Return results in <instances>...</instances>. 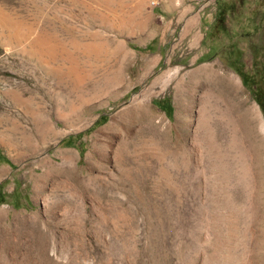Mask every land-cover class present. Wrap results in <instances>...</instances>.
<instances>
[{
    "label": "rangeland",
    "instance_id": "1",
    "mask_svg": "<svg viewBox=\"0 0 264 264\" xmlns=\"http://www.w3.org/2000/svg\"><path fill=\"white\" fill-rule=\"evenodd\" d=\"M260 93L264 0H0V264H264Z\"/></svg>",
    "mask_w": 264,
    "mask_h": 264
},
{
    "label": "bare ground",
    "instance_id": "2",
    "mask_svg": "<svg viewBox=\"0 0 264 264\" xmlns=\"http://www.w3.org/2000/svg\"><path fill=\"white\" fill-rule=\"evenodd\" d=\"M207 71V70H206ZM215 71H208V76L212 75L214 77V85L225 95L229 94V81L228 79L220 74L213 73ZM196 74V73H195ZM227 75V74H226ZM207 76V77H208ZM231 84V83H230ZM214 87V86H213ZM215 88V87H214ZM216 89V88H215ZM217 90V89H216ZM214 92V91H213ZM218 92V91H217ZM216 93V92H215ZM217 95V94H216ZM224 95V96H225ZM179 101V100H178ZM180 102V101H179ZM219 102V101H218ZM179 106L181 107V103H179ZM229 106V105H228ZM180 109V108H179ZM229 109V108H228ZM227 110V109H226ZM233 110V109H232ZM228 111V110H227ZM179 118V117H178ZM237 121V120H236ZM224 122V121H223ZM220 123V122H219ZM229 123V122H228ZM221 125V124H220ZM231 125V124H230ZM114 126V125H113ZM223 127V126H222ZM221 127V128H222ZM219 129V128H217ZM239 133V139L242 142V150L241 155L246 158V164L248 173L251 174V178L254 179L256 183L264 184V143L261 142L260 136L258 135L257 129H255L252 119H250L246 113H242L241 117L239 118L237 125L235 124V127L233 128V131ZM226 131V130H225ZM226 134V133H225ZM227 137V136H226ZM220 138V137H219ZM218 139V137H217ZM221 139V138H220ZM262 139V138H261ZM226 140V139H225ZM229 140V139H227ZM225 143V142H224ZM221 144V143H220ZM224 148V147H223ZM236 149V148H235ZM228 151V149H226ZM229 153V152H228ZM212 154V153H211ZM225 154V153H224ZM229 155V154H228ZM88 158H90V154L88 155ZM226 158V157H225ZM190 159V158H189ZM231 160V159H229ZM235 160V158L233 159ZM232 160V161H233ZM76 158L74 153L68 150H61L60 151V162H55L52 159H48L45 157V159H41L38 168L41 169V171L36 172L38 169H33L32 173V179L34 181V186L38 190V186L41 185L40 182H45V180L52 177V174L59 173L61 171H64L63 173L65 175H69L70 178L75 177L74 173L76 168L78 167L76 164ZM225 161V160H224ZM209 163V161H207ZM207 163V165H208ZM232 163V162H231ZM187 160L185 161V165H187ZM226 164V163H225ZM211 165V164H209ZM188 166V165H187ZM239 166V165H238ZM214 167V166H213ZM226 167V165H225ZM229 167V166H228ZM235 167V166H234ZM233 167V168H234ZM230 168V167H229ZM228 168V169H229ZM237 173V172H236ZM73 175V176H72ZM234 177V176H233ZM246 177V176H245ZM236 178V177H235ZM238 178V177H237ZM241 178V177H240ZM243 179V178H242ZM251 179V181H252ZM235 180V179H234ZM241 181V180H240ZM250 181V179H249ZM250 181V182H251ZM242 183V182H241ZM235 184V183H234ZM243 184V183H242ZM249 184V182H248ZM247 184V185H248ZM252 184V183H251ZM250 184V185H251ZM258 184V185H259ZM38 185V186H37ZM239 185V184H238ZM248 186L249 189L251 186ZM237 186V185H236ZM245 186V185H244ZM253 186V185H252ZM236 188V187H234ZM240 188V185H239ZM247 189V188H246ZM235 190V189H234ZM233 190V191H234ZM240 190V189H239ZM242 190V189H241ZM244 190V189H243ZM242 190V191H243ZM248 190V189H247ZM252 190V188H251ZM237 191V189H236ZM258 191V189H257ZM256 191V193H257ZM262 191V190H261ZM239 192V191H238ZM252 191H248V194H250ZM255 192V190H254ZM259 192V191H258ZM235 193V192H234ZM236 194V193H235ZM240 194V193H239ZM244 195V194H242ZM264 195V193H263ZM239 196V195H238ZM237 196V197H238ZM246 196V195H244ZM250 196V195H249ZM248 196V197H249ZM243 197V196H241ZM247 197V196H246ZM254 197V196H253ZM258 197V196H257ZM240 198V197H239ZM263 198V197H262ZM261 198V199H262ZM255 201V197L253 199ZM259 201V200H258ZM263 202V201H262ZM264 204V203H263ZM257 205V204H256ZM259 205V202H258ZM259 213V212H258ZM262 217V215L260 216ZM3 227L0 228V238L2 235Z\"/></svg>",
    "mask_w": 264,
    "mask_h": 264
},
{
    "label": "flooded vegetation",
    "instance_id": "3",
    "mask_svg": "<svg viewBox=\"0 0 264 264\" xmlns=\"http://www.w3.org/2000/svg\"><path fill=\"white\" fill-rule=\"evenodd\" d=\"M260 97V109L262 111V114L264 116V93L258 94Z\"/></svg>",
    "mask_w": 264,
    "mask_h": 264
}]
</instances>
